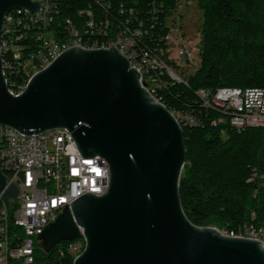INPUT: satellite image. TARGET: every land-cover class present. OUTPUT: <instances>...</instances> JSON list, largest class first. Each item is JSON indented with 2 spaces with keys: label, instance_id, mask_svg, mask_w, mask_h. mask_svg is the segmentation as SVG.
<instances>
[{
  "label": "water",
  "instance_id": "1",
  "mask_svg": "<svg viewBox=\"0 0 264 264\" xmlns=\"http://www.w3.org/2000/svg\"><path fill=\"white\" fill-rule=\"evenodd\" d=\"M37 7L34 0H0V34L8 11ZM0 124L23 134L65 128L81 157L108 163L103 194L82 193L37 233L43 252L82 238L72 264H264L261 241L187 219L178 193L182 127L111 43L62 50L15 95L7 90L0 52ZM17 193L0 169L5 208Z\"/></svg>",
  "mask_w": 264,
  "mask_h": 264
},
{
  "label": "trees",
  "instance_id": "2",
  "mask_svg": "<svg viewBox=\"0 0 264 264\" xmlns=\"http://www.w3.org/2000/svg\"><path fill=\"white\" fill-rule=\"evenodd\" d=\"M177 3L109 0V7L103 10L94 0H59L58 6L59 18H70L76 26L87 18L78 12L90 7L94 19H108L109 35L118 31L117 25L119 30L127 27L136 41L125 46V53H134L141 75H151V67L142 60L143 50H162L166 55V19ZM197 6V67L185 77V84L172 81L165 72L159 75L160 85L152 83L153 95L170 111H187L199 118L195 125H181L185 162L178 185L180 204L196 226L237 232L252 224L264 232V126L237 129L225 120L212 124L211 119L216 120L220 113L202 107L196 94L201 88L212 94L223 86L264 87V0H197ZM9 13L26 18L22 10ZM1 56L5 66L3 52ZM72 243L74 240L61 242L45 253L37 242L32 264H72Z\"/></svg>",
  "mask_w": 264,
  "mask_h": 264
},
{
  "label": "built area",
  "instance_id": "3",
  "mask_svg": "<svg viewBox=\"0 0 264 264\" xmlns=\"http://www.w3.org/2000/svg\"><path fill=\"white\" fill-rule=\"evenodd\" d=\"M34 1L38 2L35 12L26 10V18H19L14 13L1 29L5 30L0 50L5 59L2 73L4 81H9L15 90H21L27 75L38 71V65L48 64L47 56L59 54L61 46L78 41H107V44L119 48L131 67L137 68L134 53H125V46H133L136 41L127 27L119 30L117 25L118 31L109 35L106 30L108 19H94L90 7L78 12V16L85 14L87 18L76 26L70 18H59V0ZM94 3L103 10L109 7V0H94ZM165 40L166 45L179 42L178 51L183 52V36L178 29H169ZM165 53L162 50L153 53L143 50L142 60L151 67V75H140L137 69L140 82L152 96L155 90L152 83L160 85L158 79L163 72L172 81L186 83L185 78H180L171 68L172 63H167L171 62L167 46ZM205 90L208 89L196 91L202 107L220 113L216 120L211 119L212 124L225 120L237 129L264 126V87L241 89L223 86L220 87V95L212 97H205ZM171 112L180 126L199 122L198 116L190 112ZM0 163L5 165L10 181L13 180L18 189L9 207H0V264H32L37 233L56 218L64 205L69 208V202L84 192L103 194L109 185L107 161L100 156L81 157L65 128L36 134L19 131L18 134H10L0 124ZM232 233H242L247 238L256 236L264 244L263 230L252 224ZM69 246L74 251L78 249V238Z\"/></svg>",
  "mask_w": 264,
  "mask_h": 264
},
{
  "label": "rangeland",
  "instance_id": "4",
  "mask_svg": "<svg viewBox=\"0 0 264 264\" xmlns=\"http://www.w3.org/2000/svg\"><path fill=\"white\" fill-rule=\"evenodd\" d=\"M166 23L170 30L178 29L183 36V52L179 53L178 51L179 42H169L167 47L168 56L172 62L171 68L180 78H185L197 67L199 61L200 37L197 0H178L175 9L169 13Z\"/></svg>",
  "mask_w": 264,
  "mask_h": 264
},
{
  "label": "bare ground",
  "instance_id": "5",
  "mask_svg": "<svg viewBox=\"0 0 264 264\" xmlns=\"http://www.w3.org/2000/svg\"><path fill=\"white\" fill-rule=\"evenodd\" d=\"M16 10H22V11H25V9H21V8H14ZM12 9V10H14ZM11 11V10H10ZM10 11H8L5 15H4V18H3V24H2V29L5 28V21H7L8 19L11 18V14L9 13ZM5 33V30H1V34H0V50H1V39H2V36L3 34ZM79 47H83V48H88V49H91V48H100V47H109L110 45L107 44V42H97V41H78L76 43ZM76 44H68V46H61V51L70 47V46H74ZM116 47V46H115ZM117 48V47H116ZM118 49V48H117ZM119 51V50H118ZM2 54V52H1ZM57 56V54H53V56H47V63L51 62V60ZM2 57V56H1ZM2 66H4L3 64V60H2ZM45 65H38V70H41L42 68H44ZM138 69V68H137ZM140 72V71H139ZM141 75V73H140ZM32 75H27V80L24 82L23 85H21V90H11L9 89V87L7 86V90L12 94V95H15V94H18L20 93L24 87L26 86L28 80L30 79ZM5 83H7L5 81ZM245 89H253L252 88H245ZM212 95H220V87L217 88L212 94H210L209 92L205 91V97H212ZM4 131H9L10 134H18V130L14 129V128H11V127H8V126H4ZM0 169L5 173V175L7 176V181H10V174H8V171H7V168H5V165H2L0 163ZM0 202H1V205L2 207H5L4 206V203L0 197ZM225 235H230V236H238V237H245L244 234L242 233H232V232H224ZM248 238H252V239H257L259 240V238H257L256 236H248ZM77 242V239L74 240V243ZM84 247V240L82 238H78V249H75L72 250V246H70V249L73 251V257L77 256L83 249Z\"/></svg>",
  "mask_w": 264,
  "mask_h": 264
}]
</instances>
